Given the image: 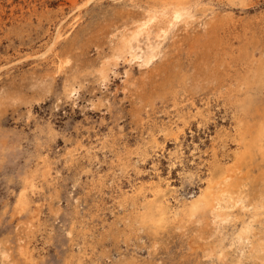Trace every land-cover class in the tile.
Here are the masks:
<instances>
[{"label":"rangeland","instance_id":"1","mask_svg":"<svg viewBox=\"0 0 264 264\" xmlns=\"http://www.w3.org/2000/svg\"><path fill=\"white\" fill-rule=\"evenodd\" d=\"M154 2H91L55 46L58 57L69 56L56 72L53 54L19 57L43 49L70 0H0V253L8 254L0 264H228L199 247L213 232L209 212L186 231L169 221L145 226L140 214L158 179L172 188L174 206L209 178L215 193L235 190L248 168L264 173L256 154L234 161L237 115L253 129L264 123V0H188L197 22H178L161 58L149 66L116 59V34ZM239 51L259 73L235 118L208 91L245 73L233 58ZM182 75L196 90L194 105L172 100Z\"/></svg>","mask_w":264,"mask_h":264},{"label":"bare ground","instance_id":"2","mask_svg":"<svg viewBox=\"0 0 264 264\" xmlns=\"http://www.w3.org/2000/svg\"><path fill=\"white\" fill-rule=\"evenodd\" d=\"M94 1L96 0H70L69 11L58 20L48 42L43 49L35 50L36 52L34 53L24 54V56H20L19 58L41 59L45 58L49 54H53L57 58L56 60L54 59L55 70L56 72H59L68 62L67 59L69 56L66 55L58 57L55 53V46L65 38L67 31L79 20L83 10ZM120 1L125 3L132 0ZM187 4L188 0H155L152 6L146 8L141 17L136 20V26L133 29L128 30V28L124 27L123 30L116 34L115 38L117 42H115L113 46L112 55L118 60L119 58H125L129 62L134 61L140 66H149L153 64L157 59L162 57L164 52L163 44L166 42L165 40L169 37L171 30L178 22H181L186 18L191 21L196 20L197 22L196 14L194 12L190 13L191 10L186 9ZM235 20L236 19L233 18L230 22L235 24L237 23ZM123 24L124 22L122 25ZM204 24L207 23L205 22ZM215 39H217L216 35ZM228 43L229 42L224 43V41L220 39L216 46H220V50L226 51V44ZM210 45L211 44H209V46ZM250 56L251 55H249L246 51H239L238 55L233 58L240 60L242 65L247 68L245 73L235 79H233L230 75L227 76L228 78H224L226 76L225 75L220 81L218 79L216 86H210L209 90L211 91H208L210 94L214 95L216 98L215 100H222L225 105H228L232 110L231 114L235 118L236 114H238L237 108L235 107L237 106L236 104L243 102L246 99V95L255 81V76L259 73V70L252 69L254 61L250 58ZM116 59L114 61L117 62L118 60ZM147 77L149 78V76ZM188 79L187 75L180 76L178 78L179 89H170L172 90L171 95L175 105L181 103L179 101L180 95L183 97V101L189 100L190 104L194 105L195 102L191 95L196 90L192 92L194 89L190 87L192 84L189 83L190 81ZM206 80L207 82H211V77ZM143 82L145 81L142 80V83ZM69 92L74 96L73 92H75V89L71 87ZM151 92L152 91H150V93ZM145 98L147 97H144L143 100ZM206 99H209V97L207 96ZM2 100L3 99H1V101ZM179 110H181V108H179ZM196 112L200 115L204 114L202 113L204 111L199 108L196 109ZM261 115L264 117V110ZM236 123L235 141L239 142V147H237L239 150L235 152V159L237 160L234 159V161H238L240 157L244 159H252L255 154L264 158V123L253 129L248 123H246L243 117L238 118V115ZM225 132L227 133L228 131ZM252 172L251 168L247 169V173L244 172L242 181H240L241 184L238 185L235 190H232V188L229 187L216 188L215 193L211 192L210 188L213 184L211 178H209L206 189H201L195 196L191 195L193 198L183 199V201H180L179 204L174 206L169 204L171 197H169V195H171L173 191L172 188L169 187V184H162L159 179L158 181H153L151 185L152 198L151 200L145 199L144 203H146L147 206L140 214V220L143 224H145V226L148 225L150 227L159 226L163 221H169L170 223H173V226L179 229V231H186V228L190 227L191 223H193L191 221L192 217L201 211L204 213L201 218L196 220L195 223L198 224L203 221L205 217L204 215H206L205 212H209V214H211L210 219L213 225V232L209 235L208 241L199 246L203 252V256H206L207 258L214 257L220 262L225 260L228 264H244L245 261H249L254 264H264V229H256L257 227L255 226V223H264V219L262 218L264 217V173H257L256 175H253ZM221 174H227V172L222 171ZM243 180L246 181L244 182ZM30 181L28 180V186H34L32 181ZM223 181L227 185L228 176H224ZM142 187L140 188L142 189ZM24 193L26 192L24 191ZM138 193L140 194L141 192ZM25 200L22 201V203L25 202ZM237 220H240L239 225L232 224ZM230 223L233 226V230L228 231L226 229V225ZM0 255L2 260L4 258V260H6L8 257V254L5 252H1Z\"/></svg>","mask_w":264,"mask_h":264}]
</instances>
